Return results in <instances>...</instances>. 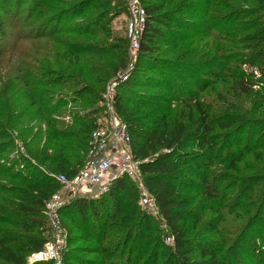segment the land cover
Instances as JSON below:
<instances>
[{"label":"trees","instance_id":"16d2710c","mask_svg":"<svg viewBox=\"0 0 264 264\" xmlns=\"http://www.w3.org/2000/svg\"><path fill=\"white\" fill-rule=\"evenodd\" d=\"M109 1L76 0L66 9L49 16L39 29L37 37L58 35L63 16L72 11L77 14L90 8H101V14L104 15L103 10L108 8ZM139 2L145 23L138 58L128 79L116 88L114 106L127 125L134 157L147 159L141 165L144 183L164 221L165 233L174 244V251L168 248L170 253L166 254L168 264H191L188 256L194 252L191 245L193 239L187 237L188 228L185 223L192 221L193 225L196 224L191 207L194 198L200 193L204 204L210 206L224 200L223 187L231 184L229 180L232 179L226 174L231 170L235 171L237 163L247 153L245 146L241 144L244 136L246 141H252L256 137L259 144H264V119L238 120L228 115L213 118L210 104L200 99V95L214 84L213 79L219 77L216 72L223 71L226 62L232 58L236 60L235 70L243 66L250 69L238 71L225 87V92L239 98L251 97L250 100L241 99L238 103L244 105L249 102L255 106L254 109L243 110L245 116L254 113L257 106L263 112L264 0ZM36 6L40 7L39 3ZM123 11L126 13L125 7ZM251 17L254 19L246 21L245 25L229 32L224 31L231 20ZM2 31L3 22L0 18V33ZM220 32L223 35L217 37L216 34ZM196 38L199 41L211 38L212 44L209 45L206 41L200 47L195 45ZM109 50L114 63L102 74L105 79L110 74L117 75L126 71V60L130 56L120 52L117 47L110 46ZM70 54L74 61L67 63L65 72H78L80 65L76 63L80 55L87 56L93 64V57H103L96 51L87 49ZM51 74L53 73L49 72L45 76L46 85L56 87L60 76L53 75L52 79H48ZM105 79L101 77L92 82L101 88ZM216 98L222 110L231 108L228 99L218 95ZM74 102L70 97H60L54 107L40 113V123L45 124L44 132L31 135L30 130H19L20 137L25 142L26 156L23 154L18 156V161H4L0 164V264H29L28 257L39 252L50 239L45 204L60 189L55 176L62 174L71 178L78 173L86 159L90 135L99 121L96 117L89 118L77 113L70 119V125L60 124L53 119L59 108ZM85 102L93 104L88 99ZM0 111L3 113V109L0 108ZM3 116V121H0V156L10 149L15 150L10 135L11 113ZM27 132L32 137L26 139ZM216 162L221 167L212 172L211 167ZM18 164H23L22 172L25 176L18 175L21 170L14 171ZM208 172L211 174L208 175ZM237 180H231L236 183L230 185V188H235L236 195L241 196L250 187L239 185ZM7 181H17L20 184L12 185ZM260 181L263 184L260 209L264 211V178ZM192 191H197L194 197L189 195ZM138 197L135 185L123 178L98 197L77 195L66 200L59 213L67 234L64 264L66 260L76 264H106L114 259L119 260L116 264H131L138 249L141 250L142 257L136 261L148 264L146 259L147 254L153 250L152 241L156 250L148 258L151 260L150 264H155L160 245L150 235V226H154L151 224L152 216L141 213L136 206ZM209 209L212 210V207ZM217 214H220V210H217ZM75 215L79 222L72 224ZM66 219L73 225L70 226L72 231L69 229L71 233L63 223ZM116 224V243L112 240L113 243L100 249L106 240V232ZM214 226L215 224L210 223L207 229L215 231ZM99 228L102 233H92ZM156 228L157 226L153 230ZM70 235L73 239H70ZM71 240L96 241V249L81 252L98 258L78 257L75 252L80 247H76L73 242L75 247L72 249ZM203 247L206 249L201 255L215 260L212 249L205 245ZM32 264L52 263L47 261Z\"/></svg>","mask_w":264,"mask_h":264},{"label":"rangeland","instance_id":"374dc122","mask_svg":"<svg viewBox=\"0 0 264 264\" xmlns=\"http://www.w3.org/2000/svg\"><path fill=\"white\" fill-rule=\"evenodd\" d=\"M34 1L36 3H33ZM74 1L76 0H0V18L3 22V31L0 33V108L3 109V113L0 111V118L2 119L0 121H3V114L7 116L11 113L12 128L10 129V135L13 139V148H15V150L10 149L0 156V164L4 161H18V156L23 154L26 156L25 142L20 137L19 130H30L31 135H35L39 131L44 132L45 124L40 123L39 117L43 111L54 107V103H57L60 97L67 96L70 97V100H75L74 103L59 108L58 113L53 116V119L60 124L70 125V119L75 113L83 114L89 118L96 117L99 120L105 118L106 106L103 95L108 84L117 78L114 73L110 74L107 79L102 76L103 73L109 70V66L114 63L113 56L109 54L110 46L112 48L117 47L120 52L130 55L126 38V25L128 22L126 2L124 0H110L108 8L103 10L105 11L104 15L101 14V8H90L77 14L72 11L63 16L58 35L37 37L39 29L49 16L66 9ZM97 1L101 2L102 0ZM37 3L40 7L36 6ZM123 7L126 9V13H124ZM243 19L231 20L224 31L229 32L240 27V25H245L246 21L252 20L254 17ZM93 21L96 22L92 23ZM222 32L216 34V36L223 35ZM206 41L209 45L212 44L211 38L201 39L200 41L196 38L195 45L202 47ZM213 45H216V43ZM81 49L94 50L103 57H93V64L87 56L80 55L77 57L76 63L78 66L80 65L78 72H65L64 69L67 63L74 61V57H71L70 53L78 52ZM129 58L126 60L125 67L126 71L132 72L136 63L131 67ZM235 67L236 60L230 58L226 62L224 70L216 72L219 77L213 79L212 88H208L204 94L200 95V99L210 104L213 118H222L224 115H228L238 120H263L264 109L261 112L257 106L254 113L245 116L243 110L254 109L255 106L249 102H245L244 105L238 104L241 99L250 100L251 97L241 96L239 98L232 93L225 92V87L231 83L232 78L235 77L238 71L250 69L243 66V68L237 67L235 70ZM49 72L53 74L48 79H52L53 75L60 76L58 86L49 87L46 85L45 76ZM101 77L105 80L99 88L92 81ZM118 83L120 84L119 80ZM217 95L228 99L231 102V108L222 110L219 100L216 98ZM87 99L93 101V104L86 103ZM257 102L258 100L255 97L256 105ZM30 137L32 136H28L27 132L26 139ZM259 143L256 137L252 141H246L244 136L241 144L245 146L247 153H244L237 163L236 170H231L226 174L232 178L231 180L238 179L239 182L237 183L239 185H245L246 188L250 187L243 195H236V189L230 188V185L236 182L229 180L231 184L223 187L222 190V195H225L224 200H220L216 204L214 202L210 206L204 204L200 193L194 198L191 207L193 208L192 218L196 220V224L193 225L192 221L185 223L188 228L187 237L193 239L191 245L194 247V252L188 256L191 264H264V211L260 209L262 205L260 203L263 199V184L260 180L264 178V144L262 146ZM22 166L23 164H18L14 167V171L21 170L18 173L20 177L25 176L22 172ZM220 167L219 162L214 163L211 167L212 172L220 169ZM210 174L208 172V175ZM6 183L20 184L17 181H7ZM95 190L97 191V189ZM196 192H189V195L194 197ZM60 194L64 200L70 199L64 192H60ZM136 206L141 213L150 214L147 209L142 208L138 203ZM210 207H212V210L209 209ZM217 210H220V214H217ZM150 215L152 216L151 224L154 225L150 226V235L155 243L157 242L160 245L155 264H168L166 254L167 252L170 253L168 248H171L172 252L174 251V244L172 239L171 241L167 240L170 237L165 233V224L162 217ZM74 217L72 224L79 222L78 217L76 215ZM217 217H220V220H217ZM63 223L66 230L71 233L73 228L70 226L73 227V225L70 220L66 219ZM210 223L215 224V231L207 229ZM156 226L157 228L153 230ZM116 227L117 224L106 232V240H104L103 247L100 249L106 248L113 242L116 243L115 240L118 236ZM100 232L99 228L92 233L100 234ZM71 238L73 239L70 235ZM120 238L122 239V237ZM112 240L113 242H111ZM73 242L76 247H80L78 252H75L78 257L84 259L98 258L96 255L81 252L85 249H96V241L77 242V240H71L72 249L75 247ZM151 244H153L152 252L155 253L154 241ZM204 245L212 249L214 257H216L215 260H209L207 256L201 255L205 253L204 249L206 248L203 247ZM152 252L147 254L148 264L151 263L149 258L152 256ZM136 253L131 259V264H142V262L136 261L137 258L142 257L141 250L138 249ZM35 254L37 253L28 257L29 264L35 262L34 260L31 261ZM116 261L119 260L114 259L111 263L106 262V264H116ZM66 264L76 263L66 260Z\"/></svg>","mask_w":264,"mask_h":264},{"label":"built area","instance_id":"2783aa9c","mask_svg":"<svg viewBox=\"0 0 264 264\" xmlns=\"http://www.w3.org/2000/svg\"><path fill=\"white\" fill-rule=\"evenodd\" d=\"M124 1L128 10L126 38L132 67L138 58L145 17L139 0ZM129 75V70L119 73L117 78L108 84L103 95L106 106L105 118L98 121L96 129L90 135L89 149L82 168L71 178L62 174L55 176L60 189L45 204L50 239L31 261L64 264L67 234L61 224L59 213L66 199L61 197L60 192L66 193L70 198L77 195L98 197L107 192L113 183L126 178L137 187L139 206L147 209L152 215L161 216L153 197L145 186L141 171V165L146 163L147 159L140 160L134 157L127 125L114 106L118 80L122 83L128 79ZM167 240L171 241V238Z\"/></svg>","mask_w":264,"mask_h":264}]
</instances>
